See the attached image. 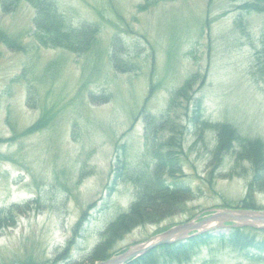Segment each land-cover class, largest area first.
Returning a JSON list of instances; mask_svg holds the SVG:
<instances>
[{
    "label": "rangeland",
    "instance_id": "obj_1",
    "mask_svg": "<svg viewBox=\"0 0 264 264\" xmlns=\"http://www.w3.org/2000/svg\"><path fill=\"white\" fill-rule=\"evenodd\" d=\"M54 1L67 25L99 22L101 31L97 44L79 55L36 43L34 9L29 5L9 14L0 11V29L24 47L12 50L0 42V208L35 198L41 202L19 216L14 227L0 231V264H18L29 255L52 258L87 210V223L71 249V258L81 260L105 225L132 201L129 183L120 182L109 191L118 157L130 166L147 161L143 124L137 118L142 104L158 115L170 92L192 72L207 73L195 96L202 101L204 119L228 122L241 134L264 142V85L250 75L264 31V13L242 12L238 7L247 0H159L141 12L137 5L143 0ZM239 15L248 33L236 24ZM114 33L138 63L137 72L113 69L108 50ZM150 76L156 88L147 99ZM90 92L110 98L92 103ZM34 93L32 107L28 98ZM44 110L56 112L50 125L23 134ZM182 121L187 132L181 179L192 187L195 198L187 202L186 212L164 225L185 222L196 214L199 220L226 202L235 206L247 193L249 176L243 173L216 176L208 184L206 164L216 133L205 130L203 138L195 141L197 128L186 116ZM231 166L230 155L217 173L226 174ZM82 167L85 174L80 176ZM254 199L264 207L263 192L254 194ZM157 228H136L117 247L144 241ZM254 234L264 241V231ZM254 253L264 258V251ZM188 264H264V259L252 261L214 242Z\"/></svg>",
    "mask_w": 264,
    "mask_h": 264
},
{
    "label": "trees",
    "instance_id": "obj_2",
    "mask_svg": "<svg viewBox=\"0 0 264 264\" xmlns=\"http://www.w3.org/2000/svg\"><path fill=\"white\" fill-rule=\"evenodd\" d=\"M158 3L159 0H143L137 5V10L145 11ZM23 4L34 9L32 32L38 45L45 48H62L82 55L97 44L101 31L100 23L82 22L77 26H69L54 0H0V11L9 14ZM238 8L248 14L264 13V0H247ZM236 24L248 33L247 27L243 26L241 15L237 17ZM120 38L114 33L110 39L108 55L111 65L119 73L137 72L138 63L126 53L128 49ZM0 42L12 50L24 49L18 40L1 29ZM48 69L46 68L45 71ZM24 73L25 70L21 76ZM206 74L195 71L187 75L183 82L170 92L166 108L158 115L146 109L147 103L142 104L137 118L141 119L143 124L145 138L143 155L146 156L147 161L144 164L130 166L124 159L117 158L111 172L113 177L109 193L114 191L118 183H129L133 188V198L127 209L119 212L100 231L95 246L81 260L71 258L75 239L81 235L84 224L87 223L86 210L76 220L72 226L71 236L64 246L57 250L59 252L55 256L39 259L29 255L20 258L18 264H92L125 250L128 246L118 248L117 243L122 242L125 236L136 228L156 225L158 228L154 231L155 234L177 224L163 223L179 213L186 212L187 202L195 198L192 187L181 179L184 176L181 155L184 154L183 141L187 132V127L182 123L183 116H186L197 128L195 141L203 138L205 130L216 133L215 145L209 150L206 164L209 185L216 176L232 178L242 176V173L243 176L245 174L249 176L246 184L247 193L240 201L236 202L235 206H230L226 202L220 207L264 209L256 204L254 199V194L264 193V142L260 138H250L241 134L228 122L212 123L204 119L202 101L195 96L197 90L205 84ZM250 75L255 81L264 85V31L259 37V47L254 52ZM153 78L149 77L147 99L154 94L156 88ZM34 97L35 93L28 98V104L32 107H35ZM109 98L110 95L105 94L96 95L90 92L88 95V100L92 103H106ZM55 115L56 112L44 110L41 116L22 133L30 134L47 128ZM230 155L232 157L230 171L226 174L217 173L225 158ZM84 172L82 167L80 176H83ZM92 204L93 202L90 205ZM40 205V199L35 198L0 208V231L14 227L19 216L28 214ZM254 233L255 230L248 227H232L229 232L216 235L213 232H205L185 241L157 246L124 264H188L200 251L210 247L214 242L221 248H232L246 258L258 261L264 258L261 253L254 252L264 251V241L257 239ZM137 242L140 241L132 244Z\"/></svg>",
    "mask_w": 264,
    "mask_h": 264
},
{
    "label": "water",
    "instance_id": "obj_3",
    "mask_svg": "<svg viewBox=\"0 0 264 264\" xmlns=\"http://www.w3.org/2000/svg\"><path fill=\"white\" fill-rule=\"evenodd\" d=\"M212 224V225H211ZM251 227L264 229V209H242L219 207L212 214L200 220L191 219L169 227L145 241L133 244L120 253L114 254L102 261L92 264H123L150 251L151 249L168 243L185 239L189 234H201L211 231L215 227Z\"/></svg>",
    "mask_w": 264,
    "mask_h": 264
},
{
    "label": "bare ground",
    "instance_id": "obj_4",
    "mask_svg": "<svg viewBox=\"0 0 264 264\" xmlns=\"http://www.w3.org/2000/svg\"><path fill=\"white\" fill-rule=\"evenodd\" d=\"M251 138V137H250ZM220 207V206H219ZM217 207H215V208H212L211 210H209V212H206V214L205 215H210V214H212V212L216 209ZM208 210H206V211H208ZM197 217V214L195 215V218ZM212 225V224H211ZM230 228H232L231 226L230 227H218L217 226V229L214 227L213 228V230H209V231H206V232H213L214 233V235H216V234H218L219 233V231L220 230H222V229H224V230H227V232H229V230H230ZM215 232H218V233H215ZM205 233V232H204ZM201 234H203V233H201ZM197 235H200V234H189V236L188 237H186L185 239H181V240H179V241H175V242H180V241H185V240H188L189 238H192V237H194V236H197ZM164 245V244H163ZM154 249V248H153ZM152 250V249H151ZM147 253V252H146ZM112 256V255H111ZM142 256V255H141ZM139 257V256H138ZM134 259V258H133ZM126 263V262H125ZM124 264V263H123Z\"/></svg>",
    "mask_w": 264,
    "mask_h": 264
}]
</instances>
